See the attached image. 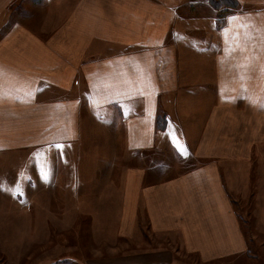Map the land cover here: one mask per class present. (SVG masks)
<instances>
[{
    "label": "crops",
    "instance_id": "1",
    "mask_svg": "<svg viewBox=\"0 0 264 264\" xmlns=\"http://www.w3.org/2000/svg\"><path fill=\"white\" fill-rule=\"evenodd\" d=\"M238 1L219 26L212 55V103L194 143L200 162L158 181L135 164L122 181L118 234L136 240L143 218L150 232L177 234L183 250L205 263L249 246L224 164L229 172L252 169L261 147L264 170V0ZM69 2L61 23L42 32L23 20L0 26V153L74 143L84 111L108 109L123 123L129 149H150L161 133L162 96L180 87L176 33L186 11L209 0ZM8 3L0 1V21ZM175 258L174 249L164 248L88 264Z\"/></svg>",
    "mask_w": 264,
    "mask_h": 264
},
{
    "label": "rangeland",
    "instance_id": "2",
    "mask_svg": "<svg viewBox=\"0 0 264 264\" xmlns=\"http://www.w3.org/2000/svg\"><path fill=\"white\" fill-rule=\"evenodd\" d=\"M0 1L9 2L1 28L23 20L41 32L61 23L70 4L69 0ZM223 11L198 6L184 14L176 33L180 87L162 96L159 114L167 118V128L156 135L150 149H129L123 123L114 109H108L84 111L82 134L74 143L59 149L0 153V264H88L95 257L164 248L174 249V264H264L261 147L254 153L252 169L237 167L229 172L223 166L248 239L245 253L201 262L183 250L177 234L156 235L143 218L136 240L117 232L127 167L143 165L148 180L158 181L200 162L194 143L212 103V55L227 14Z\"/></svg>",
    "mask_w": 264,
    "mask_h": 264
},
{
    "label": "trees",
    "instance_id": "3",
    "mask_svg": "<svg viewBox=\"0 0 264 264\" xmlns=\"http://www.w3.org/2000/svg\"><path fill=\"white\" fill-rule=\"evenodd\" d=\"M209 2H210V6H212L215 9L224 8V11L222 13H228L240 7V3L238 0H209ZM167 122H168L167 118L164 115L159 114L157 119L158 130L160 131L166 130Z\"/></svg>",
    "mask_w": 264,
    "mask_h": 264
},
{
    "label": "snow or ice",
    "instance_id": "4",
    "mask_svg": "<svg viewBox=\"0 0 264 264\" xmlns=\"http://www.w3.org/2000/svg\"><path fill=\"white\" fill-rule=\"evenodd\" d=\"M54 147H56V148H61V147H63L62 145H60V144H56V145H54ZM179 150V149H178ZM46 174V173H45Z\"/></svg>",
    "mask_w": 264,
    "mask_h": 264
}]
</instances>
